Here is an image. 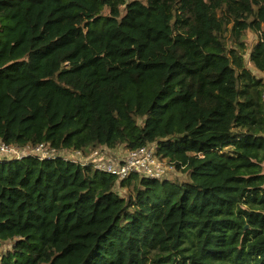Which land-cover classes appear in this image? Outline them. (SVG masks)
Instances as JSON below:
<instances>
[{
  "label": "trees",
  "instance_id": "trees-1",
  "mask_svg": "<svg viewBox=\"0 0 264 264\" xmlns=\"http://www.w3.org/2000/svg\"><path fill=\"white\" fill-rule=\"evenodd\" d=\"M248 32L263 74L264 0H0L1 141L156 145L190 176L0 160V264H264V79Z\"/></svg>",
  "mask_w": 264,
  "mask_h": 264
},
{
  "label": "built area",
  "instance_id": "built-area-1",
  "mask_svg": "<svg viewBox=\"0 0 264 264\" xmlns=\"http://www.w3.org/2000/svg\"><path fill=\"white\" fill-rule=\"evenodd\" d=\"M41 145H38L37 147ZM119 148L122 147H118V149ZM18 149V147L9 145L0 140L1 154H17L18 156L12 157L17 159H21L22 157L26 156L23 155L25 153L20 154ZM54 151L55 152L53 153L52 158H43L38 155L34 156H37L40 159H54L57 157H61L66 161H71L82 166H92L99 171L105 172L110 175H115L119 179H127L132 175H139L140 177L160 181L164 180L166 176L174 170V166H169L162 162V160L157 155L156 147L154 145H148L133 151L126 150L124 158H121L120 160L113 159L108 153L109 149L106 147H96L92 148L91 150L85 151ZM167 179L170 180L169 178Z\"/></svg>",
  "mask_w": 264,
  "mask_h": 264
},
{
  "label": "rangeland",
  "instance_id": "rangeland-1",
  "mask_svg": "<svg viewBox=\"0 0 264 264\" xmlns=\"http://www.w3.org/2000/svg\"><path fill=\"white\" fill-rule=\"evenodd\" d=\"M126 1L129 2L132 0H126ZM139 1L144 2L145 0H139ZM258 41H259V35L254 34L252 32L251 33L248 32L246 34L245 42H246L247 50H246L245 59L248 61V67L253 71V73H255L257 76L262 77L264 79V73L260 74V72H258L253 67L251 62L249 61L250 50ZM9 145H11V144H9ZM154 146L156 147V145H154ZM16 147H18V146H16ZM18 148H19L18 150H19L20 154L25 153L23 155H26V156L38 155V156H41L43 158H52L53 153L55 152L54 151L55 149H53L50 146V144L41 145L39 147L28 146L27 148L25 147L24 149H22V147H18ZM106 148H108V147H106ZM108 149H109L108 153L113 159L120 160L121 158H124L126 150L123 147L121 149H119V151H114V149H118V147L111 149V150H110V148H108ZM156 151H157V148H156ZM117 152H120V153H117ZM15 156H18V155L17 154L11 155V154H1L0 153V160L12 159V157H15ZM162 162L166 165L174 166V170L172 172H170L164 180H168L167 178H169L170 180H168V182H176V183H178V185H181V186L185 182L190 181L189 172L186 171V168H184V167L177 168L175 165L169 163L168 160H162ZM164 180H160V185H162V182H164ZM176 187L179 188V186H176ZM118 188H119V186H117L115 190L118 191ZM120 193L124 194L125 191L124 190L120 191ZM11 246H12V241H8L6 243H3V245L1 246V251L5 252L7 249H10Z\"/></svg>",
  "mask_w": 264,
  "mask_h": 264
},
{
  "label": "crops",
  "instance_id": "crops-1",
  "mask_svg": "<svg viewBox=\"0 0 264 264\" xmlns=\"http://www.w3.org/2000/svg\"><path fill=\"white\" fill-rule=\"evenodd\" d=\"M119 149H121V148H119ZM119 149H114V151H119ZM117 153H120V152H117ZM125 154H126V151H125Z\"/></svg>",
  "mask_w": 264,
  "mask_h": 264
}]
</instances>
